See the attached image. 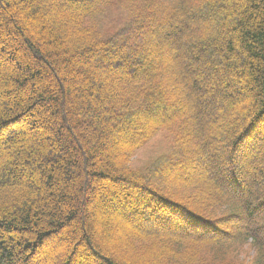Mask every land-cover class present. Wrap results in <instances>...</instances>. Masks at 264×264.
<instances>
[{
    "label": "trees",
    "instance_id": "1",
    "mask_svg": "<svg viewBox=\"0 0 264 264\" xmlns=\"http://www.w3.org/2000/svg\"><path fill=\"white\" fill-rule=\"evenodd\" d=\"M218 13L231 21L213 23ZM155 14L174 31L172 60L154 70L127 60L128 73L118 62L102 67L106 58L138 51L139 24ZM1 33L16 48L0 46L6 64L0 66V136L19 129L28 137L42 128L56 141L0 140V148L18 155L14 161L0 152V164L10 167L0 171V264H33L34 253L63 232L72 242L58 244L59 264H74L80 252L96 258L89 264H264V167L252 163L257 137L248 150L244 144L264 119V0H1ZM209 46L227 56V68L238 53L243 69L235 76L249 85L250 95L224 114L212 113L225 100L215 97L204 109V96L193 94L204 79L221 86L224 72L214 67L211 81L195 67L192 79L183 64L185 52L194 56ZM155 108L167 113L127 142L113 139L117 121L134 125L133 116L148 117ZM156 135L166 151L133 166L137 149ZM243 160L250 163L237 165ZM204 163L215 175L175 174L179 165ZM18 167L30 170L26 180ZM93 181L124 188L122 210L138 220L122 234L82 233Z\"/></svg>",
    "mask_w": 264,
    "mask_h": 264
},
{
    "label": "rangeland",
    "instance_id": "2",
    "mask_svg": "<svg viewBox=\"0 0 264 264\" xmlns=\"http://www.w3.org/2000/svg\"><path fill=\"white\" fill-rule=\"evenodd\" d=\"M1 1V0H0ZM69 0H62V3H68ZM222 14H214L212 15L211 21L213 23H221L225 22L228 23L231 21V19L227 18L228 20H222ZM226 19V18H225ZM178 21H175V24H177ZM139 27L141 28L140 31L142 33V39L141 44L142 47L138 51H132V52H124L122 57H120V60L116 61L115 58H111V60L104 61V64L102 67L111 66L112 64L118 62V68L122 73H128L129 69L126 68L125 64L123 62L130 60L132 62V65H137V62H140L144 65V67L147 69H157L158 67H162L166 64V62L172 60L171 50L175 46L174 41V31L167 26L163 25V23L160 21V18L158 15H153L150 20L147 21V23H141L139 24ZM7 30V27H4ZM8 31V30H7ZM13 32V30H12ZM139 32V33H140ZM7 35V34H6ZM4 34H0V46H2L5 41L8 45L7 47L9 49H12L13 47L16 48V45L14 44L13 40L8 38V35L6 36ZM13 32V36H14ZM158 38L159 40H157ZM10 39V40H9ZM129 39L126 40L128 42ZM117 42V40L115 41ZM112 43L108 51L113 50L114 46L116 45ZM109 54V53H108ZM96 56L101 57L102 53L99 52ZM25 56L22 55L21 52L18 53V59L25 62ZM102 57H105L104 55ZM16 59V60H18ZM230 61L232 62L231 67H226L224 65V61L227 60V56L222 52L217 50L214 47H207L204 51H202L200 54H194V56L189 53L185 52V57L183 60V64L185 66L186 71L190 75L192 79L195 78V71L194 68L201 67L205 73L207 74V77L211 78V81H213V71L212 69L216 67L219 70H222L226 76V78L223 79V83L221 86L213 85L209 82V80H201L198 81V89L193 91L194 95H202L203 98V106L204 109H209L214 105V98L220 97L222 100H225V105H219L213 115L217 114H224L226 110L230 107V105L236 104V99L240 96L245 98L246 96L250 95L249 91V85L246 84V79L244 76H242V79H240L238 76L240 75L239 72H241V69L239 67L240 59L238 56V53L234 54V56L229 57ZM95 65V64H94ZM0 66L5 67V60H0ZM39 65L37 63H33V67L35 69L38 68ZM97 66V65H96ZM230 72V73H229ZM237 73V74H236ZM215 83V82H214ZM110 86V85H109ZM220 87V88H217ZM112 89V87H111ZM235 91V92H233ZM240 91V92H236ZM242 92V93H241ZM238 94V95H237ZM184 105V101L180 100V102L177 104L179 108H182ZM167 112L158 111V109H154L148 117L135 115L133 116L134 125H129V123H122L118 124V121L116 123L117 129H120L119 132L114 130L116 134H114V140H117L119 142H127V139L133 138L138 136V134L146 130L149 126H151L156 119H158L160 116L165 115ZM107 114V112H105ZM37 136L35 137L34 136ZM52 131L48 132L45 129L38 128L36 131L31 133L28 137H25L23 134H21V131L19 129L7 131L5 134L0 136V140H4L6 138L14 139V137H22L25 138H33L40 140L41 137H44L45 141L47 143H52L56 141V137L52 136ZM160 135H156L152 139H150L145 145H143L141 148L137 149L135 155L133 156V160L131 161V164L133 166L139 165V167L146 165L151 159L158 156L162 152L166 151V142L163 141L160 137ZM255 137H257V140L255 141V144L251 147L252 142L254 141ZM262 140H264V119L257 121L254 125V129L252 132H250L246 136V141H244V144L247 147V150L249 149L251 152L255 153V158L252 159V163H257L258 166L261 168L264 167V145H262ZM244 145V146H245ZM5 151L9 153L11 160L17 161L18 155L12 154L10 152V149L7 147V145L3 148H0V152ZM246 152L244 150V147H240L238 150V153H241L240 155H243ZM206 159V158H205ZM206 161V160H205ZM244 161V160H243ZM0 164V171H7L10 167L8 166L7 162ZM247 163L250 162H239V164L247 165ZM37 164V161H34L35 165ZM33 165L32 168L33 169ZM190 166L187 165H179L178 168L175 170V174L177 176L181 177H189L190 175L198 172L203 171L207 173H211L215 175L216 171L214 169H208L207 163L204 164H198L192 168H189ZM18 170L23 174L24 179L26 180L28 178V171H30L27 167H18ZM27 175V176H26ZM242 177L244 181L248 178V173L245 171L242 172ZM8 180V179H7ZM244 181L242 188L244 187ZM92 184L95 186L96 190L92 193L90 191V195L87 197V193L84 196L85 200V206H86V212L88 213L89 219L87 221V227L84 228V231L82 233L84 235H89L90 231L97 232L98 235L102 234L104 231L107 230H114L116 231L113 237L117 233L122 234V231L125 230L128 225L134 223L136 220L135 214H130L128 212H125L123 208V196L122 191H124V188L121 189V187H118L115 183H108V182H92ZM224 187L227 188L226 185ZM118 188V189H116ZM89 189V188H88ZM117 190V191H116ZM121 192V195H120ZM235 193V192H234ZM236 194L242 195V192L237 191ZM84 201V199H83ZM125 201V200H124ZM126 206L128 204L125 202ZM133 207V204L131 205ZM155 214V213H154ZM162 216L167 217V212L163 211ZM157 216V215H155ZM138 217L141 218V216ZM172 217V216H171ZM174 216L172 217V219ZM165 219V218H164ZM164 219H158L157 220H164ZM244 220L247 221L245 218ZM142 221L146 224H150L149 222H146V219H142ZM115 223V224H114ZM161 223V222H160ZM158 223V224H160ZM157 224V223H156ZM157 224V226H159ZM119 225V226H118ZM169 228L170 225H163L159 226L158 228ZM189 227V226H185ZM189 229H194L192 227H189ZM104 236H102V241H108L106 240ZM68 241L71 243V238L69 239V233L63 232L59 237L51 238L49 239L46 244L43 246L42 250L37 251L34 253L32 259L33 264H59V260H62L63 252H60L57 250L58 244L60 242ZM56 248V249H55ZM60 252V253H59ZM85 254L80 252V255L78 256V259L74 260V264L79 262L80 264H89V263H96V258L92 257L91 259H83V256ZM207 256L212 255V251L206 252ZM61 256V257H60ZM83 260H86L85 262H82Z\"/></svg>",
    "mask_w": 264,
    "mask_h": 264
}]
</instances>
